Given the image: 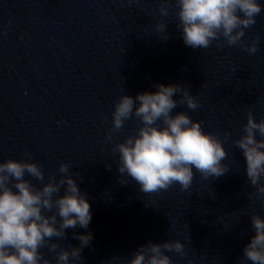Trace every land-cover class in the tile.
Segmentation results:
<instances>
[{"label":"clouds","instance_id":"obj_1","mask_svg":"<svg viewBox=\"0 0 264 264\" xmlns=\"http://www.w3.org/2000/svg\"><path fill=\"white\" fill-rule=\"evenodd\" d=\"M174 3L176 26L186 46L207 49L217 41V47L239 45L250 55L258 51L259 37L251 43L243 40L245 29L256 23L264 7L257 0H174ZM170 7L171 0H159L157 11L161 17H167ZM167 27L163 22L156 24L157 32L164 33L163 41L169 38ZM154 87L155 92L138 93L135 98L123 94L115 103L107 140L111 141L112 133L120 131L126 121L135 118L141 123L133 135L126 136L113 148L114 153H119V183L127 185V178H131L145 194L167 191L175 184L181 191H188L194 179L193 168L205 180L228 172L230 167L222 163L228 153L220 134L205 132L200 122L183 111L173 114L180 105L191 110L200 107L187 86L154 84ZM176 94L179 100L173 99ZM229 137V133H224L225 140ZM233 145L242 152L247 181L256 190L249 199L255 197L264 204V118L257 122L249 110L243 134ZM25 157L0 162V264H52L40 251L43 248L54 254L55 264H77L82 260L83 249L91 245L93 234L74 232L79 246L65 248L58 241L66 239V229H88L92 220L87 194L81 192L73 178L82 180L81 174L72 173L70 163H60L59 176L51 174L46 178L42 166L31 162V154L25 152ZM106 167L110 171L112 165ZM26 175L42 186L37 187ZM250 220L255 235L243 249V260L264 264V218L252 214ZM169 252L182 258L187 256L180 240L159 244L149 241L126 264H179Z\"/></svg>","mask_w":264,"mask_h":264}]
</instances>
